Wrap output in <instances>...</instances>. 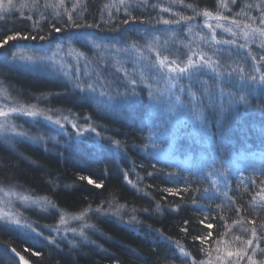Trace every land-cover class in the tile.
<instances>
[{
	"label": "trees",
	"instance_id": "trees-1",
	"mask_svg": "<svg viewBox=\"0 0 264 264\" xmlns=\"http://www.w3.org/2000/svg\"><path fill=\"white\" fill-rule=\"evenodd\" d=\"M23 1L3 0L0 7L3 91L22 104H38L45 114L58 113L78 121L83 117L92 135L67 139L48 125L37 124L26 136L39 138L37 143L27 138L9 145L0 141V187L48 202L49 212H28L35 226L54 227L59 212L82 216L86 227L74 247L3 227L0 242H7L32 264H264V166L252 171L249 162L264 158L260 136L264 119L254 115L264 109L262 103H252L248 97L247 115L242 107L222 103L216 83L203 76L205 87L200 84L196 97L182 106L184 121L177 128L168 126L169 131L164 128L168 111L150 109L140 87L121 98L115 89L123 81L118 75L102 74L100 79L109 91L100 96L72 88L71 80L46 67L27 69L10 61L12 49L29 47L26 41L10 42V38L45 37L54 44L68 16L70 20L75 17L71 26L80 30L96 26L95 19L105 10L103 0H84L78 12L63 11L56 19V7L66 6L69 0ZM167 1L190 13L213 16L225 2ZM229 1L233 4L226 6L232 9L247 3ZM251 1L264 6V0ZM149 5L143 6L144 14L126 20L149 22L154 14ZM119 25L112 29L118 31ZM224 61L231 64L230 69L237 64L232 62L235 58ZM259 101L264 102V97ZM256 125L259 131L253 129ZM159 149L167 157L170 153L172 160L190 162L191 169L187 174L170 172L160 161L166 156L156 154ZM232 163L243 168L235 174L223 171ZM0 264L18 263L8 253L0 256Z\"/></svg>",
	"mask_w": 264,
	"mask_h": 264
},
{
	"label": "rangeland",
	"instance_id": "rangeland-1",
	"mask_svg": "<svg viewBox=\"0 0 264 264\" xmlns=\"http://www.w3.org/2000/svg\"><path fill=\"white\" fill-rule=\"evenodd\" d=\"M246 1L232 9L226 5L233 3L225 0L219 7V14L213 16L190 13L167 0H103L101 3L105 10L95 19L96 26L81 27V30L72 27L75 17L70 20L67 15L63 19L66 25L62 34L54 44L45 37L35 40H26L23 36L12 37L10 42L26 41L29 47L12 49L8 57L20 67H46L54 74H63L71 80L72 88L100 96H106L109 91L107 84L100 79L102 74H110L109 78L118 75L117 78L123 81L114 85L121 98L129 95V91L132 93L136 90L134 87H140L147 95L150 109L163 113L168 111V125L164 127L168 130L171 129L168 126L177 128V123L184 121L182 106L186 101L189 104L196 97L194 93L205 87L203 76L216 83L220 99L224 100L222 103L228 102L233 108L242 107L248 115L251 108L248 97H252V103H262L261 107L264 106V102L259 101L264 97V59H261L264 58V6ZM2 2L0 0V7ZM83 2H65L66 6L56 7L54 18H61L59 14L63 11L72 14L78 12ZM149 3V12L154 13L149 15V22L139 20L135 24L126 20L130 15L132 18L136 14H144L146 9L143 6ZM125 20L127 22L123 24ZM117 24H120L119 30H113ZM252 52L255 56H251ZM231 57L236 60L232 62L237 63L232 69L229 68L231 64L224 61ZM41 76L46 77L45 74ZM119 79L113 78L112 81L119 82ZM200 84L201 87L197 88ZM225 85L229 86L228 92ZM2 88L0 84V141L3 143L9 145L20 138H27L29 129H35L37 124L48 125L67 139L74 137V140H82L92 135L85 118L81 117L78 121L72 116L59 117L58 113L45 114L38 104H22ZM254 115H258L262 121L264 109ZM253 129L259 131L257 125ZM260 136L264 138V130ZM27 139L33 143L39 141V138ZM156 151L158 156H166L160 149ZM169 154L167 158L160 159L167 170L187 174L191 169L190 162L172 160ZM249 162L254 167L250 168L252 171L264 166V158L261 157L250 158ZM241 168L232 163L225 166L223 171L235 174ZM246 168L249 166L246 165ZM47 203L22 191L0 187V228L27 237L42 238L50 244L59 241L74 247L81 242L86 225L80 215L70 217L58 212V223L54 227L43 228L30 222L28 212L36 210L47 213L50 210ZM10 248L7 242H0V256L8 254Z\"/></svg>",
	"mask_w": 264,
	"mask_h": 264
},
{
	"label": "water",
	"instance_id": "water-1",
	"mask_svg": "<svg viewBox=\"0 0 264 264\" xmlns=\"http://www.w3.org/2000/svg\"><path fill=\"white\" fill-rule=\"evenodd\" d=\"M10 254L14 256L18 262V264H32L29 260H27L24 256L18 255L16 252H14L12 249L10 250Z\"/></svg>",
	"mask_w": 264,
	"mask_h": 264
},
{
	"label": "bare ground",
	"instance_id": "bare-ground-1",
	"mask_svg": "<svg viewBox=\"0 0 264 264\" xmlns=\"http://www.w3.org/2000/svg\"><path fill=\"white\" fill-rule=\"evenodd\" d=\"M11 250V249H10ZM10 250H9V253H10ZM13 250V249H12ZM14 251V250H13ZM15 252V251H14ZM17 261V260H16ZM18 263V262H17Z\"/></svg>",
	"mask_w": 264,
	"mask_h": 264
}]
</instances>
